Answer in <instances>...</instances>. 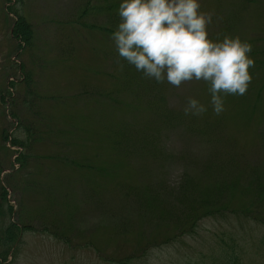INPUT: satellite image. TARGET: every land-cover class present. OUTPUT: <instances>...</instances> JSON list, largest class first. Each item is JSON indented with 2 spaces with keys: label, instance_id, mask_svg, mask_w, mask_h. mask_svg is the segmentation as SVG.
<instances>
[{
  "label": "rangeland",
  "instance_id": "374dc122",
  "mask_svg": "<svg viewBox=\"0 0 264 264\" xmlns=\"http://www.w3.org/2000/svg\"><path fill=\"white\" fill-rule=\"evenodd\" d=\"M119 3L0 0V250L20 227L1 262L208 264L229 234L264 264V0H200L211 38L253 45L248 90L220 115L206 82L158 83L119 56ZM190 96L208 111L186 115ZM222 193L219 210L248 213L204 215Z\"/></svg>",
  "mask_w": 264,
  "mask_h": 264
},
{
  "label": "clouds",
  "instance_id": "9594fccd",
  "mask_svg": "<svg viewBox=\"0 0 264 264\" xmlns=\"http://www.w3.org/2000/svg\"><path fill=\"white\" fill-rule=\"evenodd\" d=\"M120 22L112 32L120 57L145 77L180 87L204 81L216 115L225 111L227 95H244L252 80L253 45L239 35L209 36L211 12L200 0H120ZM186 115H201L208 105L187 98Z\"/></svg>",
  "mask_w": 264,
  "mask_h": 264
},
{
  "label": "trees",
  "instance_id": "16d2710c",
  "mask_svg": "<svg viewBox=\"0 0 264 264\" xmlns=\"http://www.w3.org/2000/svg\"><path fill=\"white\" fill-rule=\"evenodd\" d=\"M10 12L16 15V19L14 21L12 31L17 34H23V35L30 34V26L28 25L27 20H25V17L21 14V12H19L18 10L14 8L11 9ZM192 123H195V122L192 119H190L188 125L186 126V131L196 132V133L202 134V136L210 135L218 127L217 122L211 123V122L204 121L200 125L195 123L197 124V126H193ZM191 134H194V133H191ZM137 148L143 149L142 147H139V146H137ZM205 170L207 169H204V171ZM191 184H194V183L191 182ZM3 188L4 187L0 185V189L2 190V193H5V190ZM222 195H223L222 197L214 196V198H211L212 200H208V199L204 200V203H206L208 206L209 205L211 206V207L209 206V209L206 207V212L204 215L216 213L217 217H221V216L228 215V214H239V215L242 214L244 216L248 213V207L247 208L243 207V209L241 208L239 212L233 209L230 210L229 212L225 211L224 209L219 210V206L217 205L218 203H221L222 199L225 198V193H222ZM199 199L200 198H198V200ZM254 209L256 210L255 207ZM254 218L257 219L258 215L254 216ZM19 230H20L19 225H17L16 223H12V222H8L7 225L3 228V232L6 234V238H5L6 240H5V244L3 245L4 247H2V249L0 250V259L2 261L7 260L9 256L8 253L12 251V247H13L12 243L18 239L19 233H20ZM217 242L219 244L220 253L214 254L215 257H211L212 259L210 258V261L208 264H245L242 261V255H243L242 246L241 244L238 243L236 239H234V236L229 235V234H220ZM1 260H0V264H3ZM195 264H200V263L197 262Z\"/></svg>",
  "mask_w": 264,
  "mask_h": 264
}]
</instances>
